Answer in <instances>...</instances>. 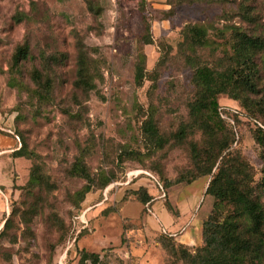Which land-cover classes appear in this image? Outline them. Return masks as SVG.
Returning <instances> with one entry per match:
<instances>
[{
	"label": "rangeland",
	"instance_id": "1",
	"mask_svg": "<svg viewBox=\"0 0 264 264\" xmlns=\"http://www.w3.org/2000/svg\"><path fill=\"white\" fill-rule=\"evenodd\" d=\"M184 23L204 26L209 43L195 52L179 49ZM232 29L264 35V0H0V108L16 116L13 131L48 181L12 197L23 211L0 235V264H58L62 253V264H75L80 247L98 252V264H184L168 257L155 236L170 234L188 247L200 243L213 196L204 193L208 175L184 180L192 168L190 142L201 149L226 141L225 150L237 151L250 165L253 192L264 202L254 124L236 99L217 94L218 105L237 110L225 109L228 132L192 127L174 138L180 124L193 121L192 66L184 55L224 67ZM23 42L27 56L12 64ZM78 45L94 84L87 91L73 85ZM262 58H254L258 91L246 92L253 99L264 94ZM136 65L143 66L140 83ZM34 67L51 83L39 99L32 95ZM198 114L210 118L207 109ZM256 114L264 126V115ZM147 118L159 141L142 133ZM77 156L88 180L69 172ZM138 187L150 195L145 204L132 192ZM81 213L86 223L79 227ZM170 217L171 225L162 223ZM139 256L146 259L136 263Z\"/></svg>",
	"mask_w": 264,
	"mask_h": 264
},
{
	"label": "trees",
	"instance_id": "2",
	"mask_svg": "<svg viewBox=\"0 0 264 264\" xmlns=\"http://www.w3.org/2000/svg\"><path fill=\"white\" fill-rule=\"evenodd\" d=\"M232 30L229 44L230 59L224 67L219 68L204 62L196 63L192 54L184 55L185 61L192 66L190 80L195 89V97L190 103L189 114L193 121L186 125L180 124L174 133V138L179 141L184 137L186 129L190 130L192 127H206L210 132L224 129L227 131L224 120L229 118L225 109H230L232 112L237 110L218 105L217 94L224 93L236 99L247 111L248 116L252 117L253 138L259 146V156L262 161L258 183L264 187V126L255 120L256 111L264 115V94L256 99L246 94V92L256 93L258 91L257 81L260 76L254 58L257 53L262 54V66H264V35L248 34L239 29ZM180 33L182 39L178 42L179 49L184 46L191 52H195L197 48L209 43L206 29L201 24L184 23ZM148 40L146 38L145 41ZM27 53V43L18 44L11 55L12 64L25 58ZM59 60L61 58L55 56V61ZM75 62L77 68L73 85L82 91H87L94 84L87 70V54L81 45H78ZM142 69L143 66L136 65L135 67L134 80L136 83H140L143 78ZM30 76L35 84L32 88V95L37 99L45 97L51 88L48 76L41 79V72L35 67L32 68ZM201 108L209 111L210 118L206 116L198 118ZM15 117L13 115V121ZM262 119L264 121V118ZM142 133L147 136L148 140H160L149 118L143 121ZM15 134L18 139L17 133ZM18 142L19 146L14 153L28 159L29 165L25 180L17 188L24 192L32 191L34 187L41 189L42 186L48 184V181L40 171L38 164L30 162L33 152L27 150L25 141L18 139ZM189 147L192 168L184 180L190 181L197 175H208L204 193L213 196L211 207L201 222L200 243L194 247H188L175 242L169 237L170 234L155 236V242L168 257L175 256L182 259L184 264H264V202L260 200L257 193L253 192L250 165L237 151L235 153L225 150L226 141L218 147H214L212 143H204L201 149L196 148L195 142H190ZM69 172L87 180L89 178L80 156L74 158ZM107 181L108 178H105L102 185ZM88 186L89 184L86 183L82 192L87 191ZM132 192L143 204L150 198L149 193L142 187ZM8 206L9 211L4 214L0 226L1 236L7 235L13 215L23 211L20 206L16 205L14 198L10 199ZM22 221L25 223L28 219H22ZM76 252L75 264H86L87 262L98 264L99 262L98 252L87 251L81 247Z\"/></svg>",
	"mask_w": 264,
	"mask_h": 264
},
{
	"label": "crops",
	"instance_id": "3",
	"mask_svg": "<svg viewBox=\"0 0 264 264\" xmlns=\"http://www.w3.org/2000/svg\"><path fill=\"white\" fill-rule=\"evenodd\" d=\"M18 146L19 142L13 131V115L0 108V225L7 211L8 202L14 197L18 191L17 186L25 180L27 175L29 161L24 156L14 153ZM193 195L195 196V194ZM191 206H186L184 214L190 210ZM163 222L166 225H171L173 219L170 217ZM142 259L145 260V256L135 258V262Z\"/></svg>",
	"mask_w": 264,
	"mask_h": 264
},
{
	"label": "built area",
	"instance_id": "4",
	"mask_svg": "<svg viewBox=\"0 0 264 264\" xmlns=\"http://www.w3.org/2000/svg\"><path fill=\"white\" fill-rule=\"evenodd\" d=\"M156 181H157V180H156ZM83 217H84L83 213H81L80 218H78V216H77L78 220L81 222V224L79 225V227L84 226V224L86 223V220H85V218H83ZM78 230H79V229H76V231H78ZM162 230H163V229H162ZM164 232H165V230H164ZM75 233H76V232H75ZM73 239H74V237L71 238V240H73ZM64 251H65V250H64ZM63 256H64V254L62 253V254L60 255L59 259L57 260V263H58V264H62V262L60 261V259H62Z\"/></svg>",
	"mask_w": 264,
	"mask_h": 264
}]
</instances>
